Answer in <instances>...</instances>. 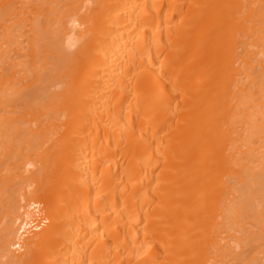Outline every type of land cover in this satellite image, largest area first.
<instances>
[{
	"label": "bare ground",
	"instance_id": "bare-ground-1",
	"mask_svg": "<svg viewBox=\"0 0 264 264\" xmlns=\"http://www.w3.org/2000/svg\"><path fill=\"white\" fill-rule=\"evenodd\" d=\"M0 264H264V0H0Z\"/></svg>",
	"mask_w": 264,
	"mask_h": 264
}]
</instances>
